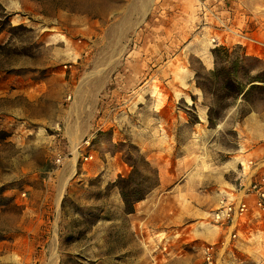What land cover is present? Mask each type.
Masks as SVG:
<instances>
[{
    "label": "rangeland",
    "instance_id": "rangeland-1",
    "mask_svg": "<svg viewBox=\"0 0 264 264\" xmlns=\"http://www.w3.org/2000/svg\"><path fill=\"white\" fill-rule=\"evenodd\" d=\"M202 27L193 0H0V264H264L212 215L264 154V60Z\"/></svg>",
    "mask_w": 264,
    "mask_h": 264
},
{
    "label": "crops",
    "instance_id": "crops-1",
    "mask_svg": "<svg viewBox=\"0 0 264 264\" xmlns=\"http://www.w3.org/2000/svg\"><path fill=\"white\" fill-rule=\"evenodd\" d=\"M184 1V0H183ZM179 0V2H183ZM206 6H202L200 0H193L195 16L198 26H203V31L210 34V48L216 47L212 39L219 40V43L227 47L241 46L247 55L257 57L264 60V0H205ZM219 16L226 26L216 20L215 16ZM240 34L258 40V43H251L240 38ZM210 52L209 47L207 48ZM208 64L211 63L209 56L204 55ZM206 62V63H207ZM253 118H246V121ZM254 147H250L248 152H253ZM255 161L248 159L249 168L243 167V173L239 174V183H230L232 190H236L237 200L248 197V190L254 178L260 177L264 173V154L258 152ZM254 163V164H253ZM244 165V162H240ZM254 166V167H251ZM229 192V191H226ZM60 202L58 198V203ZM238 233L249 231L255 228L264 238V214L257 215L251 213L245 219H238L235 224ZM227 227V228H235ZM226 241L224 245H226Z\"/></svg>",
    "mask_w": 264,
    "mask_h": 264
},
{
    "label": "built area",
    "instance_id": "built-area-1",
    "mask_svg": "<svg viewBox=\"0 0 264 264\" xmlns=\"http://www.w3.org/2000/svg\"><path fill=\"white\" fill-rule=\"evenodd\" d=\"M202 6H206L205 0H200ZM216 20L223 24V28L226 30V26L219 16L214 15ZM240 38L251 43H258V40L250 38L240 34ZM215 45H223L219 43V40L212 39ZM62 156L57 154V163H60ZM248 197L242 200H224L220 206L213 212V220L219 227H235L238 219L246 218L251 213L262 215L264 214V173L257 178H254L251 182L248 190ZM236 236V235H235ZM205 264L215 263V245H207L204 250Z\"/></svg>",
    "mask_w": 264,
    "mask_h": 264
},
{
    "label": "trees",
    "instance_id": "trees-1",
    "mask_svg": "<svg viewBox=\"0 0 264 264\" xmlns=\"http://www.w3.org/2000/svg\"><path fill=\"white\" fill-rule=\"evenodd\" d=\"M227 80L228 78H225V81ZM257 81L264 83V73L258 76ZM146 182L147 179L142 176V171L134 165L127 176L118 178L116 184L120 189L125 211L128 214L134 213L136 204L144 199L146 193H142V190Z\"/></svg>",
    "mask_w": 264,
    "mask_h": 264
},
{
    "label": "bare ground",
    "instance_id": "bare-ground-1",
    "mask_svg": "<svg viewBox=\"0 0 264 264\" xmlns=\"http://www.w3.org/2000/svg\"><path fill=\"white\" fill-rule=\"evenodd\" d=\"M61 198L59 197V200H60ZM217 233V230H216V227H212V234H216Z\"/></svg>",
    "mask_w": 264,
    "mask_h": 264
}]
</instances>
